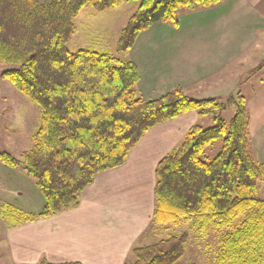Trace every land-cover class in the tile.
Returning a JSON list of instances; mask_svg holds the SVG:
<instances>
[{"label": "trees", "instance_id": "obj_1", "mask_svg": "<svg viewBox=\"0 0 264 264\" xmlns=\"http://www.w3.org/2000/svg\"><path fill=\"white\" fill-rule=\"evenodd\" d=\"M221 1L0 0V63L10 67L0 78L40 110L32 149L20 160L0 152V162L20 166L35 180L44 200L37 214L3 207L0 216L9 228L77 207L94 177L123 165L149 130L195 111L210 116L213 124L191 126L157 163L150 227L166 233L162 230L185 223L200 238L217 233L214 264H264V201L257 197L264 163H257L249 152L244 98L237 94L219 103L189 97L176 87L145 100L135 89V64L93 48L70 52L66 47L75 33V18L87 6L100 13L137 3L116 43L115 53L123 54L152 24L176 23L180 9ZM230 105L234 115L224 120L219 111ZM219 141L218 153L204 160L205 150ZM187 237L183 231L134 247L124 264H174L184 254ZM38 264L54 263L41 259Z\"/></svg>", "mask_w": 264, "mask_h": 264}, {"label": "crops", "instance_id": "obj_2", "mask_svg": "<svg viewBox=\"0 0 264 264\" xmlns=\"http://www.w3.org/2000/svg\"><path fill=\"white\" fill-rule=\"evenodd\" d=\"M142 32L123 53V61L137 67L138 96L154 100L176 87L189 97L219 103L241 95L250 155L264 161V0H223L180 9L176 23H154ZM203 118L208 117L190 111L153 127L123 165L94 177L73 209L13 228L0 216L11 262L124 264L134 247L150 244L145 236L157 232L150 227L157 163ZM26 174L20 166L0 163V188L5 191L0 204L37 214L44 204L41 193L23 195L27 204L18 205L19 193L10 191L14 178L34 190Z\"/></svg>", "mask_w": 264, "mask_h": 264}, {"label": "rangeland", "instance_id": "obj_3", "mask_svg": "<svg viewBox=\"0 0 264 264\" xmlns=\"http://www.w3.org/2000/svg\"><path fill=\"white\" fill-rule=\"evenodd\" d=\"M136 8L137 3L131 2L122 7L119 6L99 13L94 11L90 6H87L74 20L75 33L67 43V49L70 52H74L82 48H95V50L113 54L117 59L123 61L125 56L115 53L116 43L121 29L135 12ZM8 68L10 67L0 63V72ZM234 112V107L230 105L219 111V115L224 120H229L233 117ZM207 117L203 118L200 123L201 126L209 127L213 124L211 117ZM39 120V107L25 95L18 92L8 81L1 80L0 78V152H7L20 160L21 154L33 147L32 137L39 126ZM254 140L256 141L257 138H254ZM220 147L221 142L219 141L207 148L202 158L210 160L218 153ZM253 159L259 164L264 163V161H259V159H255L254 157ZM26 176L28 177L27 179H30L31 183H34V188H32L34 190H31L23 181H17L15 178L9 182L11 194L18 192L20 195L18 205H23V201L27 204V200L23 198V195L25 197L33 193V191H36L38 194L40 193L34 179L27 174ZM1 185L5 186L4 183H1ZM257 185V197L264 201V182L259 181ZM3 193L5 191L0 188V196L4 197L5 194ZM8 205L16 209L18 208V206L4 202L0 204L1 211L3 207ZM3 222L5 221L3 220ZM157 229L162 230L163 228L157 226ZM162 231L166 233L152 231L145 236V239L149 238V243L153 244L168 235H179L183 231L187 233L188 237L184 245V254L174 264H214V251L219 238L217 233L200 238L194 228L190 224L185 223H181L174 228L163 229ZM224 231L226 229L221 231V233ZM0 264H13L5 242L4 231L2 230H0Z\"/></svg>", "mask_w": 264, "mask_h": 264}]
</instances>
